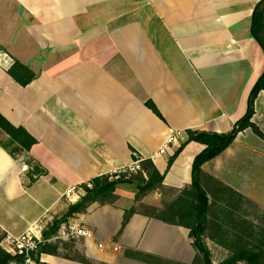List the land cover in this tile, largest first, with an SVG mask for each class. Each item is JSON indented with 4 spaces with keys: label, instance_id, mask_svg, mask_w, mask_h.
Returning a JSON list of instances; mask_svg holds the SVG:
<instances>
[{
    "label": "crops",
    "instance_id": "0c3cea01",
    "mask_svg": "<svg viewBox=\"0 0 264 264\" xmlns=\"http://www.w3.org/2000/svg\"><path fill=\"white\" fill-rule=\"evenodd\" d=\"M261 1L0 0V114L37 141L13 157L5 148L12 140L0 130V246L8 252L7 234L42 235L84 196L83 185L126 170L134 154L164 173L181 144L160 154L172 133L231 132L264 70L250 33ZM16 62L35 75L27 87L9 74ZM252 122L264 135V93ZM204 150L187 145L164 186L191 185ZM203 173L209 196L221 183L252 202L249 212L264 209V137L252 129ZM69 189L73 201L65 197ZM123 199L75 215L70 221L93 238L64 242L58 255L42 254L41 264H147L126 250L194 263L190 230L141 213L124 225L131 201Z\"/></svg>",
    "mask_w": 264,
    "mask_h": 264
},
{
    "label": "trees",
    "instance_id": "16d2710c",
    "mask_svg": "<svg viewBox=\"0 0 264 264\" xmlns=\"http://www.w3.org/2000/svg\"><path fill=\"white\" fill-rule=\"evenodd\" d=\"M250 33L264 53V0L254 9ZM9 74L22 87L29 86L35 79L34 73L19 62L14 64ZM261 93H264V70L250 93L245 116L234 125L231 132L220 134L188 130L186 139L169 160L164 173H161L151 160H143L134 154L133 160L140 163V170L135 173L124 172L98 177L89 184L83 185L84 196L56 219L42 233V237L48 239L55 235L63 224H67L75 215L85 213L94 203L114 206L118 201V188L123 185H132L138 192V199L156 191L161 192L162 195L172 196L171 201L163 209H155V215L147 216L168 225L190 230L192 245L197 252V258L193 264H214L212 251L207 244L208 240L229 252L228 257L220 264H264V226L258 227L257 222L250 218L252 210L249 212L248 206H253L252 202L221 183H217L220 188L218 195L209 196L204 187V179L208 177L203 173V166L224 153L245 130L252 129L257 136L264 137L261 130L252 122L255 115V103ZM146 106L163 120L153 102H147ZM0 130L12 140L11 144L5 148L13 157L30 151L37 144L36 139L24 128L13 126L1 114ZM193 142L204 145L205 150L194 160L192 184L180 191L167 189L164 186L167 173L185 147ZM133 215L134 212H126L124 225ZM58 249V246L44 245L37 257L38 261L42 254L58 255ZM125 255L147 264H180L132 250H126ZM13 261L21 262L22 258L13 256L0 246V264H10Z\"/></svg>",
    "mask_w": 264,
    "mask_h": 264
},
{
    "label": "built area",
    "instance_id": "2783aa9c",
    "mask_svg": "<svg viewBox=\"0 0 264 264\" xmlns=\"http://www.w3.org/2000/svg\"><path fill=\"white\" fill-rule=\"evenodd\" d=\"M186 139V134L182 132H175L170 134L167 139L166 146L160 151V154L166 153L170 146H175L182 143ZM22 172L29 171L28 166L21 168ZM140 170V163L134 162L126 170L119 172L121 174L124 172L135 173ZM74 189H69L65 193V197L70 201L74 200L73 197ZM93 238V233L87 230L84 226L76 221H69L67 224H63L59 231L48 239L42 237L41 234L34 232L29 229L26 233L21 236H14L12 234H7L5 242L8 245V252L15 257H21V262L13 261L10 264H41V261L37 259L40 254L41 248L46 245H61L64 242H70L72 240L85 239L89 240ZM102 246H100L101 248Z\"/></svg>",
    "mask_w": 264,
    "mask_h": 264
},
{
    "label": "rangeland",
    "instance_id": "374dc122",
    "mask_svg": "<svg viewBox=\"0 0 264 264\" xmlns=\"http://www.w3.org/2000/svg\"><path fill=\"white\" fill-rule=\"evenodd\" d=\"M118 192H121L122 195H118L119 194ZM118 192H117L118 201L120 200V198L124 197L125 199L123 200H125V203L130 204L129 202L130 200L131 201L130 209L127 210L126 212H132V213L134 212V214L141 213L150 216L155 215L156 214V212L154 211L155 209H163L167 205V203L172 199V196L170 197V195L169 196L162 195V193L159 191L151 192L142 199H138L137 198L138 192L132 185L121 186ZM118 201H116V204L118 203ZM156 205H160V206H156ZM257 206H258L257 208L253 209V211L250 212L251 213L250 218L257 222L258 227H263L264 209L260 208L261 207L260 205ZM75 241L78 240H72L71 242H75ZM207 244L212 251L213 261H215L217 264H220L228 257L229 252L227 250L215 245L210 240L207 241ZM54 246H59V245H54ZM67 255L73 258H77V255L73 254L72 251L67 253ZM86 264H90V263L87 262Z\"/></svg>",
    "mask_w": 264,
    "mask_h": 264
}]
</instances>
